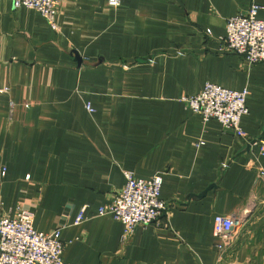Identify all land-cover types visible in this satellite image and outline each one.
<instances>
[{"label":"crops","instance_id":"crops-1","mask_svg":"<svg viewBox=\"0 0 264 264\" xmlns=\"http://www.w3.org/2000/svg\"><path fill=\"white\" fill-rule=\"evenodd\" d=\"M58 1L54 31L0 0V213L60 227L67 264H264V62L218 42L264 0ZM207 83L248 90L242 135L181 101ZM125 172L162 176L166 205L128 234L98 212ZM215 216L244 222L226 254Z\"/></svg>","mask_w":264,"mask_h":264},{"label":"built area","instance_id":"built-area-1","mask_svg":"<svg viewBox=\"0 0 264 264\" xmlns=\"http://www.w3.org/2000/svg\"><path fill=\"white\" fill-rule=\"evenodd\" d=\"M13 7L27 8L37 12L54 31L58 16V0H12ZM117 7L120 0H108ZM259 8H251L243 15L226 20L225 34L218 38L220 50L243 57L249 64L264 62V20L257 18ZM248 90L232 91L207 83L201 92L192 97L182 98L186 108L199 115L204 122L216 120L222 129L242 135L241 119L249 113L247 107ZM86 109L92 112L87 105ZM264 145L263 141H259ZM264 155V151L262 152ZM2 169L1 175H4ZM124 186L115 194L109 205L99 208V215H111L121 223L128 234L137 227L155 224L166 210L161 200L162 176L155 175L148 180L135 178L124 173ZM85 218L79 215L75 224ZM244 227L243 220L232 216H215L213 233L218 239L219 253L226 254L232 248ZM61 228L49 233L36 232L33 228V214L17 207L13 216L0 213V264H67L62 261L64 250L60 241Z\"/></svg>","mask_w":264,"mask_h":264}]
</instances>
